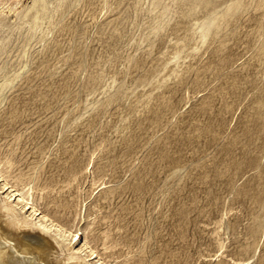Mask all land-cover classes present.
Returning <instances> with one entry per match:
<instances>
[{"label":"rangeland","instance_id":"rangeland-1","mask_svg":"<svg viewBox=\"0 0 264 264\" xmlns=\"http://www.w3.org/2000/svg\"><path fill=\"white\" fill-rule=\"evenodd\" d=\"M149 1L58 0L9 34L0 83L19 75L0 88V167L15 162L0 183L51 182L37 211L61 197L76 243L112 264H264V26L251 6L229 15L233 0H165L164 15Z\"/></svg>","mask_w":264,"mask_h":264},{"label":"bare ground","instance_id":"bare-ground-1","mask_svg":"<svg viewBox=\"0 0 264 264\" xmlns=\"http://www.w3.org/2000/svg\"><path fill=\"white\" fill-rule=\"evenodd\" d=\"M11 0H0V49L1 48H5L4 45L6 43V38L9 36V34H11V32L18 27L21 26V24L23 22H26L29 27H33L34 25H37V20L39 18H41L44 13L49 9V4H52V6L54 7V2L57 3L58 0H24L22 2V5L19 6L17 9H14L16 7V5L18 3H20V0H14L13 2L9 3ZM62 1V0H61ZM103 1V0H102ZM108 1V0H107ZM111 1V0H110ZM121 1V0H120ZM141 1L140 7L142 6L144 0H139V2ZM230 1V0H228ZM106 2V1H105ZM183 2H187V3H195V4H200L204 7H208V4H211L213 2V0H182ZM60 3V2H59ZM214 3V2H213ZM127 4V3H126ZM149 4L152 6L151 8H156L158 7L159 9H163V14L166 13L168 4L166 3L165 0H150ZM170 4V3H169ZM180 4V3H179ZM68 5V4H67ZM94 5V4H93ZM106 5V4H105ZM112 5V4H111ZM57 6V5H55ZM110 6V5H109ZM108 6V7H109ZM125 6V5H124ZM180 6V5H179ZM230 11H229V15L232 13H236L235 11L237 10V8L244 9L248 6H251L254 9V13H256L257 18H259V29L260 27L264 26V0H233L232 4L229 5ZM76 7V6H75ZM74 7V8H75ZM129 7V6H128ZM139 7V8H140ZM171 7V6H170ZM176 6H174L175 8ZM73 8V9H74ZM148 8V11H151L152 9ZM56 9V8H55ZM77 9V8H76ZM102 9V8H101ZM106 9V8H104ZM58 10V9H57ZM55 10V11H57ZM126 10V8H125ZM124 10V11H125ZM102 11V10H101ZM100 11V12H101ZM253 11V10H252ZM53 15L54 16V11L52 10ZM58 12V11H57ZM71 12V11H70ZM95 12V11H94ZM120 12V11H119ZM118 12V13H119ZM127 12V11H126ZM247 12V10H246ZM222 13V12H221ZM58 14V13H56ZM126 14V13H125ZM129 14V13H128ZM156 14V13H155ZM245 14V13H244ZM61 15V14H60ZM95 15V14H94ZM99 15V14H98ZM238 15V14H237ZM14 16V19H12L11 17ZM52 16V17H53ZM58 16V15H56ZM92 16V15H91ZM117 16V14H116ZM227 16V15H226ZM98 17V16H97ZM221 17V16H220ZM244 17V15H243ZM113 18V17H112ZM111 18V19H112ZM130 18V15H129ZM148 18V17H147ZM12 19V20H11ZM43 19V17H42ZM64 19V18H63ZM231 19V18H230ZM52 20V19H51ZM51 20L48 23H52ZM148 20V19H147ZM47 21V20H45ZM66 21V20H65ZM64 21V22H65ZM163 21V20H162ZM244 21V20H243ZM39 22V21H38ZM110 22V21H109ZM225 22V21H224ZM231 22V21H230ZM234 22V21H232ZM161 23V22H160ZM236 23V22H235ZM45 24V23H44ZM49 24V25H50ZM59 24V23H58ZM65 24V23H64ZM255 24V23H254ZM47 25V24H45ZM161 25V24H160ZM227 25V24H226ZM253 25V24H252ZM57 26V25H56ZM55 26V27H56ZM142 26V25H141ZM246 26V25H245ZM27 27V26H26ZM52 27V26H50ZM62 27V26H61ZM68 27V26H67ZM237 27V26H236ZM234 27V28H236ZM247 27V26H246ZM250 27V26H249ZM63 28V27H62ZM251 28H254L251 26ZM29 29V28H28ZM32 29V28H31ZM61 29V28H58ZM162 29V28H161ZM186 29V28H185ZM224 29V28H223ZM40 30V29H39ZM45 30V27H44ZM153 30V28H152ZM215 30V29H214ZM233 30V29H231ZM26 31V30H25ZM64 31V30H62ZM258 31V30H257ZM17 32V31H16ZM41 31H39L40 33ZM142 32V31H141ZM255 32V31H254ZM57 33V30H56ZM147 33V32H146ZM177 33V32H176ZM213 33V32H212ZM228 33V32H227ZM233 33V32H232ZM194 34V33H192ZM223 34V33H222ZM231 34V33H230ZM237 34V33H236ZM255 34V33H253ZM259 34H264L263 31H259ZM41 35V34H40ZM226 35V34H225ZM16 36V35H15ZM137 36V34H136ZM139 36V33H138ZM144 36V35H143ZM148 36V35H147ZM223 36V35H222ZM221 36V37H222ZM247 36V35H246ZM259 36V35H258ZM220 37V38H221ZM231 37V36H230ZM261 37V36H259ZM257 37V39L259 38ZM53 38V37H52ZM14 39V38H13ZM49 39V38H48ZM211 39V38H210ZM215 39V37H214ZM58 40V39H57ZM137 40V39H136ZM22 40H20L21 42ZM42 41V40H40ZM51 41V40H50ZM216 41V40H215ZM219 41V40H218ZM257 41V40H256ZM260 40H258L259 43ZM15 42V41H13ZM217 42V41H216ZM222 42V41H221ZM224 42V41H223ZM32 43V42H31ZM41 43V42H40ZM57 43V42H56ZM7 44V43H6ZM45 44V43H44ZM219 44V43H218ZM257 44V43H256ZM224 45V44H223ZM255 45V44H254ZM253 45V46H254ZM31 46V45H30ZM44 46V45H42ZM152 46V44H151ZM207 46V45H206ZM219 46V45H217ZM122 47V45H121ZM147 47H150L147 46ZM146 47V48H147ZM261 52L264 50V37L261 40ZM52 48V47H51ZM83 49V48H82ZM79 49V50H82ZM254 49H256V47H254ZM53 50V49H52ZM135 50V49H134ZM133 50V51H134ZM252 50V49H251ZM18 51V50H17ZM122 51V49H121ZM127 51V50H126ZM143 51V50H142ZM26 51L23 52L22 57H24ZM28 52V51H27ZM78 52V51H77ZM117 52V51H116ZM7 53H9L7 51ZM34 53V52H33ZM32 53V54H33ZM132 53V52H131ZM253 53V52H252ZM142 54V53H141ZM21 55V54H19ZM78 55V54H77ZM113 55V54H112ZM116 55V54H115ZM144 55V54H143ZM170 55V54H169ZM37 56V55H36ZM35 56V58H36ZM80 56V54H79ZM2 57V55H1ZM21 56L17 57L20 59ZM130 57V56H129ZM82 58V57H81ZM125 58V57H124ZM1 60V59H0ZM11 60V59H10ZM13 60V59H12ZM33 60V59H32ZM83 60V58H82ZM116 60V59H115ZM121 60V59H120ZM17 61V59H16ZM249 61V60H248ZM251 61V60H250ZM11 62V61H10ZM20 62V60H19ZM27 62V61H26ZM81 62V61H79ZM124 62V60H123ZM150 62V61H149ZM83 63V62H82ZM86 63V62H85ZM248 63V62H247ZM75 64V63H73ZM117 64V63H116ZM115 64V65H116ZM17 65V64H16ZM114 65V63H113ZM44 66V65H41ZM72 66V65H71ZM80 66V65H79ZM264 66V65H262ZM73 67V66H72ZM125 67V66H124ZM44 68V67H41ZM70 68V67H68ZM75 67H73L74 69ZM78 68V67H77ZM115 68V67H114ZM121 68V67H120ZM263 68V67H262ZM16 69V67H15ZM21 69V68H20ZM79 69V68H78ZM69 70V69H68ZM72 72L73 70L70 69ZM115 70V69H114ZM119 70V69H118ZM20 71V70H17ZM75 71V70H74ZM262 71V70H261ZM264 71V70H263ZM71 72V73H72ZM77 71H75L76 73ZM176 72V71H175ZM42 73V72H41ZM40 73V74H41ZM74 73V72H73ZM113 73V72H112ZM30 74V73H27ZM37 74V73H36ZM61 74V73H60ZM255 74V73H254ZM19 75V73L16 74H11L8 75L7 77L2 79V82L0 83V88H5L6 84L11 83L13 80H15L17 78V76ZM24 75V74H23ZM64 75V74H63ZM72 75V74H71ZM75 76V75H74ZM21 77V75H20ZM60 77V76H59ZM72 77V76H71ZM70 77V78H71ZM25 79V78H24ZM21 80V79H20ZM28 80V79H27ZM73 80V79H72ZM71 80V81H72ZM8 81V82H7ZM19 81V80H18ZM16 82L15 86L19 83ZM95 81V80H94ZM27 83V82H26ZM94 83V82H93ZM67 84V83H66ZM76 84V83H75ZM47 87V85H46ZM71 87V86H70ZM33 88V86L31 87ZM31 88H28L29 90H31ZM36 88V87H35ZM14 89V88H13ZM34 89V88H33ZM40 89V88H39ZM46 89V88H45ZM72 89V88H71ZM12 90V89H10ZM26 90V89H25ZM28 90V91H29ZM61 90V88H60ZM39 91V90H38ZM17 92V91H16ZM25 92V91H24ZM113 93V92H112ZM35 94V93H34ZM33 94V95H34ZM13 95V94H12ZM31 96V95H30ZM29 96V97H30ZM117 96V95H116ZM9 99V98H8ZM107 99V98H106ZM16 100V99H15ZM103 100V98H102ZM34 102V101H33ZM27 103V102H25ZM31 103V102H30ZM104 104V103H103ZM102 104V105H103ZM100 105V104H99ZM101 105V107H102ZM1 108V107H0ZM97 108V107H96ZM4 110V109H3ZM16 110V109H15ZM15 114V113H14ZM20 115V114H19ZM21 117V116H20ZM1 118V117H0ZM87 118V117H86ZM101 119V118H100ZM99 119V120H100ZM11 120V119H10ZM78 121V120H77ZM28 122V121H27ZM26 122V123H27ZM53 122V121H52ZM9 123V122H8ZM25 124V123H24ZM28 124V123H27ZM26 124V127L29 125ZM35 124V123H34ZM31 124V125H34ZM21 125V124H19ZM23 125V124H22ZM71 125V124H70ZM97 125V124H96ZM3 126V125H2ZM1 126V128H2ZM7 126H9L7 124ZM100 126V124H99ZM6 127V126H5ZM24 127V129L26 128ZM34 127V126H33ZM43 127V126H42ZM67 127V126H66ZM70 127V126H69ZM7 128V127H6ZM32 128V127H30ZM46 129V128H45ZM23 130V129H22ZM27 130V129H26ZM29 130V129H28ZM27 130V131H28ZM46 130H50V129H46ZM99 130V128H98ZM9 131V130H7ZM30 131V130H29ZM36 131V130H35ZM54 131V130H53ZM52 131V133H53ZM11 132V131H10ZM22 132V131H21ZM49 132V131H48ZM7 134V132H5ZM18 133V132H17ZM25 133V131H24ZM24 133H20L19 134H24ZM28 133V132H27ZM32 133V132H31ZM50 133V132H49ZM57 133V132H56ZM87 133V132H86ZM5 134V135H6ZM34 134V133H33ZM32 134V135H33ZM37 134V133H36ZM12 135V134H10ZM20 135V138H21ZM28 135V134H27ZM52 135V134H51ZM54 135V134H53ZM53 135L51 136L53 138ZM36 136V135H34ZM50 136V135H47ZM46 136V138H47ZM56 136V135H55ZM17 137V136H16ZM57 137V136H56ZM11 138H14L11 137ZM26 138V137H25ZM24 138V141L26 142ZM29 138V137H28ZM26 138V139H28ZM52 138L51 141H52ZM61 138V137H60ZM3 139V138H2ZM45 138H43L44 140ZM11 139H9L10 141ZM17 140V139H16ZM90 140V139H89ZM3 141V140H2ZM0 140V142H2ZM12 141V140H11ZM10 141V142H11ZM14 141V140H13ZM12 141V144H13ZM22 141V142H24ZM8 142V141H7ZM9 142V143H10ZM15 142V141H14ZM21 142V143H22ZM28 142V140H27ZM44 142V141H42ZM50 142V141H49ZM55 142V141H54ZM19 143V141H18ZM5 144V143H4ZM11 144V143H10ZM44 144V143H43ZM53 144V142H52ZM58 144V143H57ZM79 144V143H78ZM6 145V144H5ZM25 145V144H23ZM39 145L41 146L42 144L39 143ZM39 145H37L39 147ZM56 145V144H55ZM69 145V144H68ZM84 145H86L84 143ZM2 146V145H1ZM7 146V145H6ZM36 146V145H35ZM36 146V147H37ZM96 146H98V144H96ZM9 147V144H8ZM12 147H15V144L12 145ZM17 147V146H16ZM24 147V146H23ZM27 147V146H26ZM49 147L52 148V146L50 145ZM55 146H53L54 149ZM6 148V147H4ZM25 148V147H24ZM40 148V147H39ZM48 148V145H47ZM86 148V147H85ZM1 149V148H0ZM9 149V148H8ZM13 149V148H12ZM15 149V148H14ZM13 149V151H14ZM17 149V148H16ZM23 149V148H22ZM21 149V150H22ZM28 149V148H27ZM26 149V150H27ZM33 149V148H32ZM35 149V148H34ZM46 149V148H45ZM89 149V148H88ZM123 149V148H122ZM121 149V150H122ZM11 150V149H10ZM20 150V151H21ZM50 150V149H49ZM94 150V149H93ZM2 151V150H1ZM0 151V153H1ZM6 151V150H5ZM8 151V150H7ZM19 151V152H20ZM31 151V150H30ZM34 151V150H33ZM9 152V151H8ZM22 152V151H21ZM43 152V151H42ZM82 152V151H81ZM11 153V152H10ZM14 153V152H13ZM12 153V154H13ZM23 153V152H22ZM40 153V152H39ZM48 153V152H47ZM89 153V152H88ZM121 155V152H119ZM28 154V153H26ZM42 154V153H41ZM7 155V154H6ZM4 156V165L5 168L2 169V167H0V173H2V175L4 176V178L7 177V175H4V173L6 172V168L7 166H9L10 164H12V161L10 163V158H8L9 156ZM45 155V153H44ZM51 155V154H50ZM119 155V154H117ZM12 156V155H11ZM43 157V155H41ZM47 156V155H46ZM122 156V155H121ZM1 157V156H0ZM16 157H19V155H17ZM24 157V156H23ZM40 157V156H39ZM50 157V156H49ZM26 158V155L25 157ZM46 158V157H44ZM71 158V157H70ZM2 159V158H1ZM22 159V158H21ZM29 159H33V158H29ZM41 157L38 160V163L42 160H40ZM117 159V158H116ZM13 160V159H12ZM17 160V159H15ZM19 160V159H18ZM47 160V159H46ZM60 160V159H59ZM67 160V159H66ZM21 163V160H19ZM35 161V160H34ZM112 161V159H111ZM30 162V161H29ZM28 162V164H29ZM37 162V161H36ZM90 162V161H89ZM10 163V164H9ZM18 163V161H17ZM34 163V162H33ZM85 163V162H84ZM109 163V162H108ZM37 164V163H36ZM36 164H31L32 166H37ZM42 164V163H41ZM86 164V163H85ZM89 164V163H88ZM23 165V163H22ZM43 165V164H42ZM41 165V167L43 168V166ZM49 165V164H48ZM111 165V164H110ZM3 166V164H2ZM12 166V165H11ZM14 166V165H13ZM12 166V168H13ZM21 166V165H19ZM17 167V166H16ZM40 167V165L38 166ZM40 167V168H41ZM65 167H67V181L65 182L64 186L69 185L70 183V177H74V168H71L70 166V162L67 160ZM64 167V168H65ZM87 167L84 166L83 168ZM33 168V167H32ZM50 168V167H49ZM120 168V167H119ZM118 168V169H119ZM20 169V168H19ZM30 169V168H29ZM86 169V168H85ZM100 169V168H99ZM109 169V168H108ZM107 169V170H108ZM111 169V168H110ZM117 169V170H118ZM17 170V169H16ZM33 170V169H32ZM54 170V169H53ZM83 170V169H81ZM26 171V169H25ZM35 171V170H33ZM37 171V170H36ZM106 171V170H104ZM83 172V171H82ZM8 173V172H7ZM10 174V172H9ZM46 174V173H45ZM84 174V173H83ZM1 175V176H2ZM33 175L34 173L31 172H14L11 179H14V182L12 184H9V181H5L0 183V264H112V262H107L106 260L104 261L101 259V257H99V255H101V253L99 252V254H97V252L95 253V251L97 249L95 248H91V246H88L91 242H88L86 240H84V242L77 244L76 241L78 240L79 235H77V229L74 227L73 229H75V231L72 232V228L71 225L66 224L61 217L67 216L64 211L61 210V201L62 198L61 197H54L52 198L51 201H53V205L48 209H44L42 211H37L38 209L36 208V201L38 199H36V196L34 194V189L37 187V185H41L42 188H50L52 187V183L51 182H45V183H41L39 182L38 179L33 181ZM36 175V173H35ZM87 175V174H86ZM77 176V174H76ZM83 176V175H82ZM89 176V175H88ZM37 178L39 177V174L36 176ZM49 177V176H48ZM86 177V176H85ZM84 177V178H85ZM80 178V177H79ZM7 179V178H6ZM4 179V180H6ZM35 179V176H34ZM12 181V180H11ZM113 181V180H112ZM117 182V181H116ZM103 183V182H102ZM119 183V182H118ZM124 183V182H122ZM10 186H9V185ZM57 185V183H56ZM27 186V187H26ZM81 186V185H80ZM117 186V185H116ZM115 186V187H116ZM13 187V188H12ZM26 187V188H25ZM60 187V186H59ZM69 187V186H68ZM77 187V186H76ZM82 187V186H81ZM53 188V187H52ZM62 188V187H61ZM71 188V186H70ZM97 188V187H96ZM110 188H113L110 186ZM51 189V188H50ZM78 189V188H77ZM105 189V188H104ZM38 190V189H37ZM42 190V189H41ZM78 191V190H77ZM80 191H82L80 189ZM40 192V191H38ZM42 192V191H41ZM60 192V191H59ZM68 193V191H67ZM77 193V192H76ZM43 194V193H42ZM65 194V193H64ZM79 194V193H78ZM39 195V194H38ZM37 195V196H38ZM91 195V193H90ZM109 195V193H108ZM111 195V193H110ZM69 196V195H68ZM76 196V195H75ZM81 196V194H80ZM113 196V195H112ZM40 197L46 199L47 197H49V194H45V195H41ZM97 197V196H96ZM69 198V197H68ZM81 198V197H80ZM78 198V199H80ZM83 198V197H82ZM87 198V197H86ZM41 199V198H40ZM48 199V198H47ZM46 201H50L47 200ZM51 199V198H50ZM75 200V199H74ZM77 200V198H76ZM39 201V200H38ZM46 202V203H47ZM79 203V202H78ZM85 203V200H84ZM92 203V202H91ZM90 203V205L92 206V204ZM50 204V202H49ZM72 204V203H71ZM82 207H83V203ZM94 204V203H93ZM45 205V204H44ZM64 205V204H63ZM78 204H76L77 206ZM80 205V204H79ZM96 205V204H95ZM74 206V205H73ZM42 207V206H41ZM75 208V207H74ZM77 208V207H76ZM80 208V207H79ZM79 208H77L79 210ZM63 209V207H62ZM94 209V208H93ZM72 210V209H71ZM75 210V209H74ZM99 211V210H98ZM71 212V211H70ZM80 213L77 212V214L81 215V211H79ZM74 213V212H73ZM83 214V213H82ZM75 215V214H74ZM73 215V216H74ZM76 216V215H75ZM74 216V218H75ZM71 217V216H70ZM77 217V216H76ZM84 217V216H83ZM81 219V217H80ZM79 219V220H80ZM85 219V218H83ZM69 220V219H68ZM88 220V219H87ZM71 221V220H70ZM69 221V222H70ZM75 221V220H74ZM72 220V223L74 222ZM77 221V219H76ZM87 222V221H86ZM107 223V222H106ZM90 225V224H89ZM86 226V225H85ZM73 227V226H72ZM84 227V226H83ZM87 227V226H86ZM89 227V226H88ZM82 228V227H81ZM78 228V229H81ZM86 231V229H84ZM92 230V229H91ZM33 232V233H32ZM35 232V233H34ZM80 232V231H79ZM84 232V231H83ZM82 232V233H83ZM106 233V232H105ZM264 233V232H263ZM81 234V233H80ZM100 234V233H99ZM130 234V233H129ZM128 234V236H129ZM142 234V233H141ZM75 235H77V238H75ZM103 235V234H102ZM132 235V234H131ZM146 235V234H145ZM144 235V237H145ZM85 236V235H83ZM82 236V238L84 239V237ZM88 236V235H87ZM91 237V236H90ZM95 237V236H94ZM93 237V239H94ZM104 237V236H103ZM102 237V238H103ZM106 237V236H105ZM82 239V240H83ZM87 239V237H86ZM92 239V238H91ZM114 240V239H113ZM78 242V241H77ZM116 242V241H115ZM110 243V241H109ZM144 243V242H143ZM88 244V245H87ZM106 245V243H105ZM125 245V244H124ZM115 246V245H114ZM117 246V245H116ZM140 246V245H139ZM142 246V245H141ZM222 246V244L220 245ZM103 247V245H102ZM105 247V246H104ZM109 247V246H108ZM95 249V250H94ZM107 249V248H106ZM125 249V248H124ZM133 249V247H132ZM103 250V248H102ZM127 250V249H126ZM125 250V251H126ZM100 251V250H99ZM104 251V250H103ZM106 251V250H105ZM108 251V250H107ZM121 251V250H120ZM132 251V250H131ZM145 251V250H144ZM133 252V251H132ZM106 253V252H105ZM129 254L130 249H129ZM150 253V252H148ZM104 254V252L102 253ZM126 254V253H124ZM128 255V254H127ZM126 255V256H127ZM102 256V255H101ZM105 256V255H104ZM103 257V256H102ZM130 258V257H129ZM125 259V260H121L122 262H120L119 264H131V260L130 259ZM140 259V258H138ZM229 259V258H228ZM235 259V258H234ZM233 259V262H235ZM250 259V258H248ZM248 259L242 261L241 264H247ZM109 261V258L107 259ZM115 260V257H114ZM231 260V258H230ZM229 260V261H230ZM237 260V259H236ZM114 262V261H113ZM149 262V261H148ZM147 262V263H148ZM240 262V261H239ZM118 263V262H117ZM138 263V261H137ZM238 263V260H237ZM143 264V263H142ZM239 264V263H238Z\"/></svg>","mask_w":264,"mask_h":264}]
</instances>
